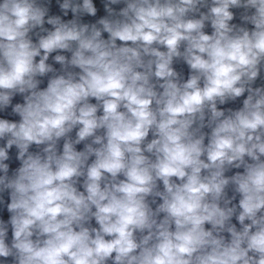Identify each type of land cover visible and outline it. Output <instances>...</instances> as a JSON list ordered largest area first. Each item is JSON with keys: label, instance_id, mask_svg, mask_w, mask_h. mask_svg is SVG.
<instances>
[{"label": "clouds", "instance_id": "clouds-1", "mask_svg": "<svg viewBox=\"0 0 264 264\" xmlns=\"http://www.w3.org/2000/svg\"><path fill=\"white\" fill-rule=\"evenodd\" d=\"M0 264H264V0H0Z\"/></svg>", "mask_w": 264, "mask_h": 264}]
</instances>
